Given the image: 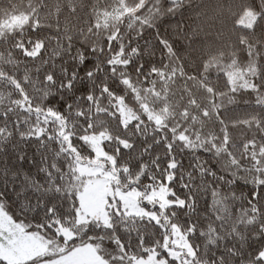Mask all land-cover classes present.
Listing matches in <instances>:
<instances>
[{"label":"snow or ice","instance_id":"obj_1","mask_svg":"<svg viewBox=\"0 0 264 264\" xmlns=\"http://www.w3.org/2000/svg\"><path fill=\"white\" fill-rule=\"evenodd\" d=\"M25 17L0 24V264H264V0Z\"/></svg>","mask_w":264,"mask_h":264},{"label":"trees","instance_id":"obj_2","mask_svg":"<svg viewBox=\"0 0 264 264\" xmlns=\"http://www.w3.org/2000/svg\"><path fill=\"white\" fill-rule=\"evenodd\" d=\"M37 0H0V24L15 16H25L29 5H35ZM50 7H55L59 3H67L68 0H46ZM199 3L200 0H195ZM211 2V0H205ZM234 218L236 214L234 213ZM243 227V226H242Z\"/></svg>","mask_w":264,"mask_h":264},{"label":"rangeland","instance_id":"obj_3","mask_svg":"<svg viewBox=\"0 0 264 264\" xmlns=\"http://www.w3.org/2000/svg\"><path fill=\"white\" fill-rule=\"evenodd\" d=\"M17 20H26V17L25 16H15V17H11L10 19L6 20L3 23L14 22V21H17Z\"/></svg>","mask_w":264,"mask_h":264}]
</instances>
